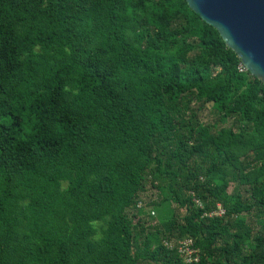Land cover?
<instances>
[{"label":"trees","instance_id":"1","mask_svg":"<svg viewBox=\"0 0 264 264\" xmlns=\"http://www.w3.org/2000/svg\"><path fill=\"white\" fill-rule=\"evenodd\" d=\"M239 64L187 0H0V264H264Z\"/></svg>","mask_w":264,"mask_h":264},{"label":"water","instance_id":"2","mask_svg":"<svg viewBox=\"0 0 264 264\" xmlns=\"http://www.w3.org/2000/svg\"><path fill=\"white\" fill-rule=\"evenodd\" d=\"M249 74L264 82V0H187Z\"/></svg>","mask_w":264,"mask_h":264},{"label":"rangeland","instance_id":"3","mask_svg":"<svg viewBox=\"0 0 264 264\" xmlns=\"http://www.w3.org/2000/svg\"><path fill=\"white\" fill-rule=\"evenodd\" d=\"M209 106L201 113V117L203 118V120L205 122H208L209 120H212L211 116H210V112H209ZM233 188L234 186L232 185L229 189V192L231 193L233 191ZM143 200L146 202V203H149L151 201H155L157 200V193L155 191H152L151 189H148L147 193H145L143 196H142ZM185 214L184 211H182L180 213L181 216H183ZM157 216V215H156ZM155 214L153 215V217L155 218L156 217ZM156 221L154 222L153 220V225L157 224V217L155 219Z\"/></svg>","mask_w":264,"mask_h":264},{"label":"built area","instance_id":"4","mask_svg":"<svg viewBox=\"0 0 264 264\" xmlns=\"http://www.w3.org/2000/svg\"><path fill=\"white\" fill-rule=\"evenodd\" d=\"M238 70L243 71V70H246V68L241 63L238 66ZM222 215H224V212L220 210L217 215L214 214L211 217L222 216ZM191 247H192L191 239H186L185 241L181 242L180 247H179V251L184 255V257L186 258V261L189 263L193 260L192 254L195 252Z\"/></svg>","mask_w":264,"mask_h":264}]
</instances>
